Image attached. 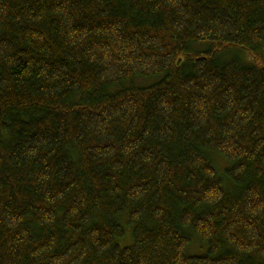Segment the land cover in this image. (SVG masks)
<instances>
[{
  "label": "trees",
  "instance_id": "obj_1",
  "mask_svg": "<svg viewBox=\"0 0 264 264\" xmlns=\"http://www.w3.org/2000/svg\"><path fill=\"white\" fill-rule=\"evenodd\" d=\"M0 264H264V0H0Z\"/></svg>",
  "mask_w": 264,
  "mask_h": 264
},
{
  "label": "rangeland",
  "instance_id": "obj_2",
  "mask_svg": "<svg viewBox=\"0 0 264 264\" xmlns=\"http://www.w3.org/2000/svg\"><path fill=\"white\" fill-rule=\"evenodd\" d=\"M196 48H199V49H204V46L203 45H200V46H195ZM154 80L153 79H135L134 80V83L137 84V85H147L151 82H153ZM220 166H223V164H221ZM119 243L123 246V245H128L131 243V239H130V232L129 230L127 231L126 235L119 239L118 240ZM197 246V245H196ZM196 248V247H194Z\"/></svg>",
  "mask_w": 264,
  "mask_h": 264
}]
</instances>
